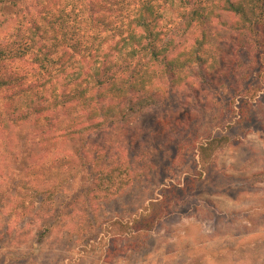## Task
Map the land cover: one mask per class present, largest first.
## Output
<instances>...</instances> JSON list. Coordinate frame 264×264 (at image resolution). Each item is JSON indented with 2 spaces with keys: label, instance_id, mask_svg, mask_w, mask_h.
I'll return each instance as SVG.
<instances>
[{
  "label": "rangeland",
  "instance_id": "obj_1",
  "mask_svg": "<svg viewBox=\"0 0 264 264\" xmlns=\"http://www.w3.org/2000/svg\"><path fill=\"white\" fill-rule=\"evenodd\" d=\"M15 1L0 11V40L36 16L35 0ZM255 31L250 43L216 28L205 83L165 85L159 103L131 122L90 133L91 156L121 159L131 173L108 198L93 194L97 171L88 156L78 165L77 143L39 141L31 120L19 124V112L1 109L0 92V264H264V25ZM11 67L33 70L28 57ZM55 159L70 171L37 174ZM146 213L159 214L156 223L131 232ZM111 240L118 253L129 250L108 262Z\"/></svg>",
  "mask_w": 264,
  "mask_h": 264
},
{
  "label": "trees",
  "instance_id": "obj_2",
  "mask_svg": "<svg viewBox=\"0 0 264 264\" xmlns=\"http://www.w3.org/2000/svg\"><path fill=\"white\" fill-rule=\"evenodd\" d=\"M16 4L0 0V11ZM34 6L36 16L0 40L1 109L10 118L19 112V124L31 120L43 143L57 138L77 143L73 154L78 165L85 168L88 156L97 171L93 194L107 198L131 180V173L121 159L111 164L109 156H91L86 151L90 133L131 122L159 103L165 85L189 89L197 84L194 78L205 83L216 28L233 30L238 42L247 35L254 43L256 27L264 25V0H35ZM224 13L232 19L225 20ZM178 34L185 36L184 44ZM26 57L33 70L11 67ZM53 162L57 165L51 170L39 166L37 174L70 171L62 167V159ZM48 190H60V183L53 182ZM30 205L32 201L15 203L25 211ZM158 216L140 214L130 231L151 228ZM109 245L108 262L129 248L118 253L114 240Z\"/></svg>",
  "mask_w": 264,
  "mask_h": 264
}]
</instances>
